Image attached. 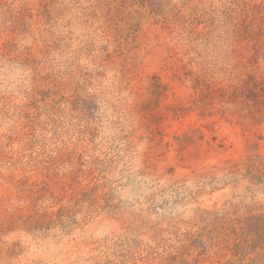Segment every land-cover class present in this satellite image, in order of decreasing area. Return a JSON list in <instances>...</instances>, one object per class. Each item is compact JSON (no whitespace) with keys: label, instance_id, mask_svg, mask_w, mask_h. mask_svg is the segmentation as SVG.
Segmentation results:
<instances>
[{"label":"rangeland","instance_id":"obj_1","mask_svg":"<svg viewBox=\"0 0 264 264\" xmlns=\"http://www.w3.org/2000/svg\"><path fill=\"white\" fill-rule=\"evenodd\" d=\"M0 264H264V0H0Z\"/></svg>","mask_w":264,"mask_h":264}]
</instances>
